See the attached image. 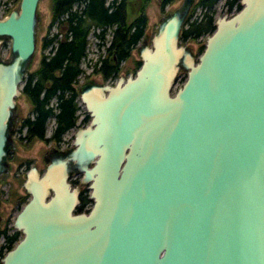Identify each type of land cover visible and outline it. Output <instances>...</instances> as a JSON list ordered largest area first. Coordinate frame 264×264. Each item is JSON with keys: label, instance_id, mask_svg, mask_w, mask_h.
I'll return each mask as SVG.
<instances>
[{"label": "water", "instance_id": "95a60500", "mask_svg": "<svg viewBox=\"0 0 264 264\" xmlns=\"http://www.w3.org/2000/svg\"><path fill=\"white\" fill-rule=\"evenodd\" d=\"M194 1L158 18L133 72L79 86L90 118L42 172L26 170L21 236L0 264H264V0L216 14L197 54L178 39ZM37 3L0 15V167Z\"/></svg>", "mask_w": 264, "mask_h": 264}, {"label": "trees", "instance_id": "16d2710c", "mask_svg": "<svg viewBox=\"0 0 264 264\" xmlns=\"http://www.w3.org/2000/svg\"><path fill=\"white\" fill-rule=\"evenodd\" d=\"M141 1L138 13L128 20L127 0H50V18L47 31L40 39L38 64L25 72L20 86L32 113L23 121L27 137L40 138L50 117L54 124L50 135L54 138L74 125L77 92L73 84L83 72L81 61L86 55L89 33L95 35L97 47L103 48L93 63V72H99L104 79L115 77L120 61L129 56L144 32L143 3L147 0ZM170 1L161 0V5ZM216 1L193 3L180 28V41L197 38L213 29ZM225 3L227 8L233 4L236 9L239 7L238 0H225ZM195 5L199 6V12L190 17ZM107 31L109 36L105 37ZM82 203L81 196L78 208ZM10 244L8 241L6 245Z\"/></svg>", "mask_w": 264, "mask_h": 264}, {"label": "flooded vegetation", "instance_id": "af4514ba", "mask_svg": "<svg viewBox=\"0 0 264 264\" xmlns=\"http://www.w3.org/2000/svg\"><path fill=\"white\" fill-rule=\"evenodd\" d=\"M10 1H12V0H10ZM16 1H18V0H16ZM3 4H5V3H3ZM16 4H17V2H16ZM16 4L13 7H15ZM13 7H9V9H11ZM4 8H6V6H4ZM7 9H8V7H7ZM6 10L4 11V13L8 11V10L7 11ZM97 30L98 29L96 28L95 31H97ZM90 34L91 33L88 34V42H89V35ZM93 36L95 38L94 44L98 50V53L100 51L103 52L102 47H99V48L97 47V45H96L97 39H96L94 34H93ZM108 36H109V32L107 31L105 34V37H108ZM139 40L137 41V43L139 42ZM3 41H6V40H3ZM106 43L107 42H105L104 44L106 45ZM137 43L135 44V46L137 45ZM102 52L100 54H102ZM98 53H97V55H98ZM97 55H96V58H97ZM96 58H95V60H96ZM95 60H94V62H95ZM136 60H138V59H136ZM93 63H92V67H93ZM119 65H120V63H119ZM135 67L133 68V70L135 69ZM133 70L130 72H133ZM26 71H28V70H26ZM91 72H93V69H91ZM97 73H99V72H97ZM117 73H116L114 78H106V79L102 78L101 81H95L93 78H88L87 77L88 75L85 74L84 75L85 78L82 79L78 83L79 77L83 74V72L80 73L77 82L75 84H73L74 89L77 92V95H76L77 108L75 111L76 119H75L74 125H72L71 127H75V129H76L78 126H82V125L86 124L90 118L88 111L86 110L84 104L81 102V100L79 98V92H78L79 86L84 85L85 82H89V81L112 83V82H114V80L118 76ZM20 86H21V84H20ZM20 93H21V91H20ZM79 102L83 106V115L81 116L79 122H77L76 120H77V113H78V109H79ZM31 116H32V113H31L30 108L24 116H20V114L18 113L17 108H16V119L12 123V125L9 129L11 145H8L6 147L4 156L2 158V166L0 167V241H1L0 242V258L4 254V252L8 248H10L18 240V238L21 236L20 230L17 229L13 225V219H14L16 212L20 209L21 205L26 201V199L28 197V193L22 187V181L25 177L26 170L31 165H34L39 173L42 172V170L44 169L49 158H53V157L57 156L56 154H58V153L64 154V152H66L69 149V147L71 146V145H68L67 142H65V139L62 137V134L66 130L61 134V136L59 138L52 137L50 135L51 130L48 134L46 133V125H47V122L49 119L52 120V127L54 125L53 124V117H50L46 121L44 133L40 138H37V137L36 138H29V137H27L26 124L23 123V121L26 117H31ZM35 140L38 142L35 153L25 154V153L19 152L20 148H28L29 149L30 147H32ZM71 143H72V141H71ZM59 156L62 157L63 155H59ZM36 158H38L39 164L36 163ZM39 165H41V166H39ZM14 179L17 181L16 184H17L18 188H13L12 190H10V186L12 183L11 181ZM80 198H81V194H80ZM81 209H83V208L81 207L78 210H81ZM8 241L11 242V244L9 246L6 245Z\"/></svg>", "mask_w": 264, "mask_h": 264}, {"label": "rangeland", "instance_id": "374dc122", "mask_svg": "<svg viewBox=\"0 0 264 264\" xmlns=\"http://www.w3.org/2000/svg\"><path fill=\"white\" fill-rule=\"evenodd\" d=\"M128 1V14H127V19L130 20L133 18L139 11V8L142 4L141 0H127ZM196 1V0H195ZM194 1V2H195ZM16 0H0V15L4 13V6L6 7H13L16 4ZM180 0H172L170 2H167L163 5H161V0H147L143 3V12L145 14V26L143 28V36H146V42L149 43L150 36L152 33H154L157 20L158 18L165 14L166 12L172 10ZM5 3V4H3ZM49 5H50V0H38L37 3V14H38V23H37V31H36V46L35 50L32 56V60L30 62V65L28 66L27 70H31L34 67L37 66L39 57L41 55V48H40V39L41 37L46 33L47 31V25L49 23V18H50V10H49ZM235 5L233 4L230 8H227V5L225 3V0H217L214 4V12H213V17L218 14V13H226L227 15L235 11ZM199 12V6L195 5L193 8V11L191 12L190 17H193L196 13ZM204 36L205 35H200L197 38H188L183 41H180L182 44H186L190 46L191 50L197 54L204 42ZM140 38V40H141ZM139 40V41H140ZM95 38L93 34L91 33L89 35V42L86 50V55L82 59L81 66L83 68V74L79 77L78 83L84 79V75L87 74L88 78H93L95 81H101L102 77L100 73H95L91 72L92 69V63L94 62L96 55L98 53V50L94 44ZM136 46L131 48L129 56H127L124 60L120 62V67L118 70L117 75L122 74L126 75L128 72L132 71L133 68L135 67V60L138 59V55L136 52ZM8 51V43L7 41H1L0 42V56H6ZM100 51L99 53H101ZM184 77V71L178 70L175 82L172 86V90L180 84ZM107 81V80H106ZM16 99V108L20 116H24L29 108L30 104L24 97L22 93H20L18 96L15 97ZM83 115V106L79 102V109L77 113V122H79L81 116ZM52 128V120L49 119L46 125V133L48 134ZM75 127H71L67 129L63 134L62 137L65 139V142H67L68 145H71L72 137H73V131ZM38 142L35 140L32 147L28 148H20L19 152L20 153H25V154H33L35 153V150L37 148ZM36 163L39 164L38 158H36ZM41 166V165H39ZM78 177L79 174H71L69 177V180L72 184H78ZM11 186L10 190L13 188H18L17 187V181L14 179L11 181ZM80 191H81V196L83 198V203H82V208L85 209L89 206L90 200H88L87 197V190L85 188V185L83 184H78ZM1 242V241H0Z\"/></svg>", "mask_w": 264, "mask_h": 264}]
</instances>
